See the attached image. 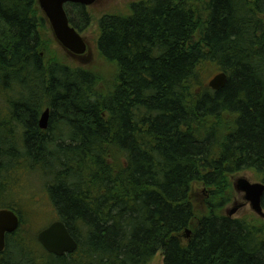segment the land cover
Instances as JSON below:
<instances>
[{"label": "trees", "instance_id": "1", "mask_svg": "<svg viewBox=\"0 0 264 264\" xmlns=\"http://www.w3.org/2000/svg\"><path fill=\"white\" fill-rule=\"evenodd\" d=\"M65 9L86 31L87 7ZM98 22L114 68L106 90L97 74L46 56L38 0H0V199L11 177L39 171L78 243L48 253L36 230L50 214L38 221L9 202L21 224L0 264H150L159 252L164 264H264L263 228L222 213L233 175L264 183V0H149ZM212 68L228 76L220 91L203 81Z\"/></svg>", "mask_w": 264, "mask_h": 264}, {"label": "rangeland", "instance_id": "2", "mask_svg": "<svg viewBox=\"0 0 264 264\" xmlns=\"http://www.w3.org/2000/svg\"><path fill=\"white\" fill-rule=\"evenodd\" d=\"M149 0H99L96 4L87 7V11L92 17L90 26L84 31L81 35L85 42L87 43L88 50L83 56H73L71 53L62 48L56 41L52 28L46 18L47 23L44 25L41 31V35L44 37L49 46L47 50V55H50V58L57 57L58 59H65L67 64L72 67H80L82 69L91 71L99 76L101 79L100 87L103 90H106L108 85L111 83L113 77V65L112 63L107 62L100 54L98 49V41L100 38V26L99 20L103 16L111 15H128L131 9V5L134 3H139ZM45 16V15H44ZM210 72H204L202 77L203 81L209 85V82L220 72L216 68H212ZM34 90H31L33 92ZM4 117L0 116V123L3 121ZM14 131L17 133V137H20V126L16 123ZM7 134L2 133L0 136L7 137ZM19 144V141H18ZM7 150V148H6ZM11 178H14L12 182L13 192L11 195L7 194L1 196L0 199V209H6L10 204L14 205L17 209H23L28 211L29 207L34 210V217L36 220H41L44 218V214H50V217L45 218V223L49 220L48 223L44 224L41 227V230H36L38 234L50 226L53 222L57 221V215L55 210L50 202L49 196L46 190L43 189L46 178L43 175L35 170L31 173L21 172ZM246 179L251 183H262L261 179L250 170H245L238 172L233 175L231 181L236 189L229 192L232 197V201L222 210V213H229L232 209L238 207L237 213L233 216L234 218L244 219L249 221L251 224L263 228L264 232V218L256 214L250 204L245 199V193L237 189V184L239 180ZM230 187V182H229ZM192 200L197 210V215L202 216L207 213V208L205 203L208 199L202 187L198 186L193 189ZM10 202V204H9ZM44 214H42V212ZM43 217H41V215ZM42 223H39L40 226ZM23 233V232H22ZM37 234V236H38ZM24 235L20 232L16 235V238L24 240ZM187 240V238H185ZM31 240V239H30ZM27 242V241H26ZM150 264H164V257L162 252H159L150 262Z\"/></svg>", "mask_w": 264, "mask_h": 264}, {"label": "water", "instance_id": "3", "mask_svg": "<svg viewBox=\"0 0 264 264\" xmlns=\"http://www.w3.org/2000/svg\"><path fill=\"white\" fill-rule=\"evenodd\" d=\"M99 0H38V4L47 18L57 42L73 56H83L88 47L80 32L70 23L65 6L67 4H79L90 7ZM228 82L226 73L221 72L210 82L209 87L215 91L222 90ZM50 110L46 109L40 119V128L46 130L49 127ZM237 189L245 193V199L250 204L252 210L264 218V208L262 198L264 196V183H251L249 180L238 181ZM238 211V207L229 211V216L233 217ZM19 215L9 209H0V253L6 249L7 235L17 232L20 228ZM191 231L186 230L185 238L191 237ZM38 242L50 254L61 257L66 254H73L78 249V243L69 232L66 224L55 221L50 226L42 230L37 236Z\"/></svg>", "mask_w": 264, "mask_h": 264}, {"label": "flooded vegetation", "instance_id": "4", "mask_svg": "<svg viewBox=\"0 0 264 264\" xmlns=\"http://www.w3.org/2000/svg\"><path fill=\"white\" fill-rule=\"evenodd\" d=\"M6 247H7V240H6ZM4 253V252H3ZM0 254H2V253H0Z\"/></svg>", "mask_w": 264, "mask_h": 264}, {"label": "bare ground", "instance_id": "5", "mask_svg": "<svg viewBox=\"0 0 264 264\" xmlns=\"http://www.w3.org/2000/svg\"><path fill=\"white\" fill-rule=\"evenodd\" d=\"M67 12V11H66Z\"/></svg>", "mask_w": 264, "mask_h": 264}]
</instances>
